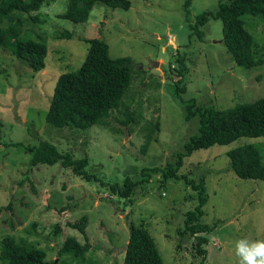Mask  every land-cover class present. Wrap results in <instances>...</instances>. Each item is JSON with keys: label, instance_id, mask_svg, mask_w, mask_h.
Listing matches in <instances>:
<instances>
[{"label": "rangeland", "instance_id": "1", "mask_svg": "<svg viewBox=\"0 0 264 264\" xmlns=\"http://www.w3.org/2000/svg\"><path fill=\"white\" fill-rule=\"evenodd\" d=\"M218 2L130 0L123 9L96 1L87 20L75 22L59 16L68 0H52L31 13L39 16L36 22L27 13L5 19L22 20L11 25L21 39L44 36L46 53L44 68L33 71L12 53V39L0 46V238L9 235L43 248L45 260L54 264H122L130 224L149 231L164 264H238V239L264 240V179L237 176L226 155L230 148L251 143L264 160L262 137L241 136L194 150L183 159L178 177L145 169H164L197 131L199 117L186 119V106L187 111L223 110L264 95V20L259 15H241L261 60L249 69L232 60L219 19L199 26L201 37L188 26ZM93 37L109 44L111 57L130 58L131 79L120 106L107 125L51 126L44 115L57 78L81 65L86 39ZM40 140L76 158L86 155L84 169L93 178L85 180L59 162L30 167L26 147ZM127 175L141 181L129 198L111 193V183H122ZM201 178L207 201L200 223L209 227L202 233L204 253L194 250L197 238L183 226L184 213L199 204V189L185 179ZM84 215L88 250L81 256L59 254L68 235L85 242L67 225Z\"/></svg>", "mask_w": 264, "mask_h": 264}, {"label": "trees", "instance_id": "2", "mask_svg": "<svg viewBox=\"0 0 264 264\" xmlns=\"http://www.w3.org/2000/svg\"><path fill=\"white\" fill-rule=\"evenodd\" d=\"M52 0H0V46L12 39V53L25 60L33 71L44 68L46 45L44 36L38 34V40L21 39L16 36L15 23H22L20 18L9 16L16 13H27L31 22L39 20L37 13L42 4ZM101 1L110 8L130 7V0H68L67 8L59 16L75 22L86 21L93 4ZM189 0H185V4ZM243 13H249L264 20V0H219L213 11L199 13L189 28L196 31L197 36L203 35L199 26H203L210 18L219 19L222 25V42L232 60L240 67L249 69L261 60L256 58L251 34L244 28L241 18ZM10 30L11 34L7 33ZM87 52L81 65L72 70L61 73L55 83L51 98L44 115L47 124L65 128L87 129L92 125H107L111 112L118 109L121 99L128 89L131 72L130 58L127 56L111 57L109 44L101 38H88ZM181 63L182 60H179ZM176 71L181 73L182 66ZM182 91V86L179 88ZM185 118L197 115L199 126L182 144L174 160L168 162L165 168H145L149 171H163L164 178L178 177L177 171L185 157L194 150L207 148L214 144H228L241 136L262 137L264 139V95L252 102L237 104L228 109L194 108L187 111ZM156 121V128L159 126ZM1 126V122H0ZM150 138V137H149ZM148 139L144 146L148 144ZM31 154L29 166L37 164H54L69 168L75 175L90 180L93 175L84 168L88 164L87 156L76 158L70 151H61L46 140H40L36 145L26 147ZM230 159V168L241 178L264 179V160L256 147L251 143H242L226 151ZM147 171V172H149ZM144 174V168L142 169ZM145 176H148L146 173ZM146 180V179H145ZM185 181L191 187L199 189V204L192 210L184 213L183 226L186 232L196 236L193 242L194 250L204 253L202 244L206 242L203 232L209 230L208 225H202V207L207 198L204 188V179L198 182ZM140 180H133L127 175L122 183L114 182L110 185L111 193L120 198H129L133 188ZM88 218L82 216L78 222L68 223L69 227L77 229L84 237L81 243L75 236L68 235L58 249L59 254L69 253L81 256L89 248L86 226ZM56 229H59L56 227ZM129 236L125 245V254L122 264H164L154 238L144 226L129 225ZM0 264H54L45 260L43 248L6 235L0 238Z\"/></svg>", "mask_w": 264, "mask_h": 264}, {"label": "clouds", "instance_id": "3", "mask_svg": "<svg viewBox=\"0 0 264 264\" xmlns=\"http://www.w3.org/2000/svg\"><path fill=\"white\" fill-rule=\"evenodd\" d=\"M235 255L238 264H264V240L238 239Z\"/></svg>", "mask_w": 264, "mask_h": 264}]
</instances>
